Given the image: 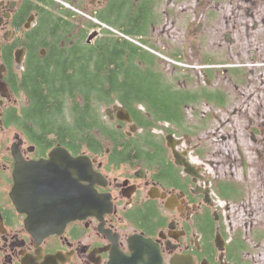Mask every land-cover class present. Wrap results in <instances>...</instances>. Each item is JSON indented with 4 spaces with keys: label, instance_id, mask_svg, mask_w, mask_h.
<instances>
[{
    "label": "flooded vegetation",
    "instance_id": "af4514ba",
    "mask_svg": "<svg viewBox=\"0 0 264 264\" xmlns=\"http://www.w3.org/2000/svg\"><path fill=\"white\" fill-rule=\"evenodd\" d=\"M93 1L90 6H95ZM167 6L172 27L169 57L174 70L169 74L171 94L189 97L205 89L182 74H192L190 70L177 66L189 65L188 52L197 58L202 69L198 73L203 71L210 80L223 65V59L210 55L214 38L206 37L205 31L223 29L219 27V13L227 8L239 15L234 13L231 31L221 34L219 48H232L238 41H264V0H168ZM47 11L39 0H0V264H108L117 251L131 255L130 238L134 235L152 239L160 249L163 264H172L174 258L180 264H262L264 197L246 206L244 199L240 202L246 193L243 186L232 197L220 195L217 183L221 180L193 164L188 152L178 148L181 141L176 151L195 165L193 174L186 172L167 146L168 126L156 129L162 130V135L141 136L147 132L139 125L137 114L116 100L100 114L109 135L95 136V129L92 137L73 135L63 140L42 132L32 120L31 99L23 87V77L33 57L44 58L49 47L73 44L57 42L53 35L48 45L37 46L45 37L42 32L47 28ZM222 52L220 49L218 54ZM230 70H237L230 73L232 78L243 81L239 68ZM176 71L181 72L185 85L195 89H179L173 81ZM188 105L187 99H178L176 108L182 113ZM137 109L145 118L151 116L143 104ZM158 118L159 125L173 126L162 115ZM172 140L176 142L179 137ZM97 143L101 147L97 148ZM80 156L89 157L93 171L100 175L98 181L95 175L92 180L88 175V179L79 181ZM20 164L27 167L30 205L34 200L49 205L61 190L59 196L72 201V207L80 206L82 187L83 191L94 189L102 195L106 201L101 205L110 211L86 213L52 234L32 228L36 220L32 210L21 211L13 195ZM52 211L50 207L48 212ZM240 212H249L250 221L242 219ZM259 213L263 218L254 221Z\"/></svg>",
    "mask_w": 264,
    "mask_h": 264
},
{
    "label": "trees",
    "instance_id": "16d2710c",
    "mask_svg": "<svg viewBox=\"0 0 264 264\" xmlns=\"http://www.w3.org/2000/svg\"><path fill=\"white\" fill-rule=\"evenodd\" d=\"M39 1L49 14L47 28L42 32L45 37L38 41L37 46L48 45L53 35L57 42H73L69 46L49 47L44 58L33 57L23 77V87L31 99L32 120L42 132L53 133L63 140L73 135L92 137L95 129V136L109 135V130L100 120V108L110 106L116 100L137 114L139 125L145 131L148 129V136H151L152 127H157V119L161 115L177 129L186 131L183 113L176 108L178 99L185 96L171 94L172 79L169 82V79L164 81L161 78L164 71L159 69L156 55L107 30L87 45L85 40L89 31L97 29L98 24L87 22L86 17L55 0ZM67 1L82 10L84 8L79 3L86 0H78V3ZM149 3L152 4L153 0H109L103 6H90L89 14L123 34L140 35V39L146 42V29L156 21ZM57 4L59 9L55 8ZM81 16L83 22L79 23ZM83 23L86 28H80ZM129 64L134 66L135 74L125 69ZM218 92L204 89L200 95L190 94L187 99L192 102L205 99L223 104L226 98L221 90ZM140 104L151 114L149 118L138 113L141 112L137 109ZM169 106L175 108L167 109ZM98 147L101 146L97 143ZM239 190L240 186L235 182L217 183L218 193L225 197H232Z\"/></svg>",
    "mask_w": 264,
    "mask_h": 264
},
{
    "label": "rangeland",
    "instance_id": "374dc122",
    "mask_svg": "<svg viewBox=\"0 0 264 264\" xmlns=\"http://www.w3.org/2000/svg\"><path fill=\"white\" fill-rule=\"evenodd\" d=\"M74 1L79 2L78 0ZM106 1L109 0H94L93 4L100 3V5L96 4V7L103 6ZM167 2L168 0H153L152 4L149 3V8L155 16L157 15L159 21L148 27L147 41L144 42L147 47L144 48L159 56L157 60L159 68L164 70L167 74L166 79H169L170 82L172 77L169 74L173 73L174 70L173 64L168 60L172 27L168 17ZM59 3L66 4L64 6L79 13L73 6H67V4H70L67 0ZM89 3L90 0L79 3L84 8L81 12L83 10H85L83 11L85 14L90 12ZM55 8H58V4ZM164 8L166 11H164ZM226 10L219 13V20L222 22V25L219 23V27L223 29L205 31L206 37L212 36L214 38V46L211 48L214 54L211 53L210 55L223 59L224 63L220 67L221 71L217 69L212 80L206 78L203 71L200 75L198 70L201 71L202 69L197 62V58L190 57L191 52H188L189 65L181 67L190 70L192 73L183 72V75L189 77L188 79L194 78L205 89L209 91L220 89L226 98L225 104L218 106L214 104V101L200 99L198 105H188L183 109V124L186 131L179 130L177 127L173 128L168 124L159 125L157 123V125L161 128L168 126L175 130V136L183 139V143L178 148L187 151L189 160L191 159L193 164L201 166L205 174L215 180L236 182L238 185L243 186L246 193H244L240 202L242 203L245 200L247 206L248 202L251 201L252 204L264 197V41L257 43L251 40L246 44L238 41L232 48L226 45L219 48L217 42L221 34L224 30L231 31L229 29H231L233 17H236L234 13H237L232 14L228 8ZM79 14L82 15V13ZM237 14L239 15V13ZM82 16L79 23L83 22ZM86 18L98 23L95 18L91 19L87 16ZM90 20L87 22H92ZM79 26L80 28H86L84 23ZM99 32L101 33L103 30ZM174 35L175 33H173ZM177 36L176 40H179L180 34H177ZM93 40L94 37L91 39L92 43ZM220 49L223 52L218 54ZM231 67L241 70L243 73L242 82H239L236 77L232 78L229 74L237 70H230L227 73V69ZM125 69L131 74L136 72L132 64L127 65ZM176 76L179 78H176ZM173 81L179 89H195L193 85H185L179 71H176L173 75ZM224 97L221 98L224 99ZM104 109V106L100 108L102 115ZM160 127H157V129H160ZM162 130L155 131V128L151 129L150 135H162ZM144 132H147L144 136L148 135V129ZM242 158L246 163L245 169L242 166ZM219 203L223 202L219 201ZM248 215L249 212L239 213L242 219L250 221L251 218ZM262 218L263 214L259 213L257 216L255 215L254 221ZM248 244L251 246L252 242ZM263 249L264 243L261 247V250ZM262 264H264V261Z\"/></svg>",
    "mask_w": 264,
    "mask_h": 264
},
{
    "label": "water",
    "instance_id": "95a60500",
    "mask_svg": "<svg viewBox=\"0 0 264 264\" xmlns=\"http://www.w3.org/2000/svg\"><path fill=\"white\" fill-rule=\"evenodd\" d=\"M96 35L97 32L90 34L88 41ZM116 109H120V107H117ZM172 139V134L167 135L168 145L174 148L178 143L174 142ZM54 152H59V150H55ZM64 152L67 151L64 150ZM173 154L178 165L184 166L186 172L192 174L194 173L193 165L187 162L186 159L180 157L177 151L174 150ZM54 158L55 157H53V160ZM78 162L80 163V182L88 179V175H90V180L93 179V175H95L96 181L99 180L100 175L93 171L89 157L80 156L78 158ZM242 164L245 169L246 163L244 158H242ZM43 167V165H40V168ZM26 171L27 167L24 164H20L16 169L13 195L15 197L14 199L16 200V204L21 211L30 213L32 210L33 215L36 218V220L31 224V227L34 229H40L46 234H52L57 231H61L69 221L76 218H82L86 213L95 215L110 211L109 207L105 208L101 205V203L106 201L102 200V195L98 194L94 189L89 192L83 191L82 187H80V206L75 205L72 207V201H67L59 196L61 190L56 193V197L49 205L40 199H38L40 201L34 200L33 204L30 205L27 197L28 189H26L28 186V175L26 174ZM50 207L53 210L52 212H48ZM66 207L68 209L71 208L70 212L66 211ZM130 248L132 250L131 255L125 256L123 253L117 251L111 256V260L108 264H163L160 249L150 238L134 235L130 238ZM180 263L181 262L178 259H172V264Z\"/></svg>",
    "mask_w": 264,
    "mask_h": 264
},
{
    "label": "bare ground",
    "instance_id": "6f19581e",
    "mask_svg": "<svg viewBox=\"0 0 264 264\" xmlns=\"http://www.w3.org/2000/svg\"><path fill=\"white\" fill-rule=\"evenodd\" d=\"M97 19V18H96ZM98 20V23H101L100 21H99V19H97ZM225 139V138H224ZM237 144H239V143H237Z\"/></svg>",
    "mask_w": 264,
    "mask_h": 264
}]
</instances>
